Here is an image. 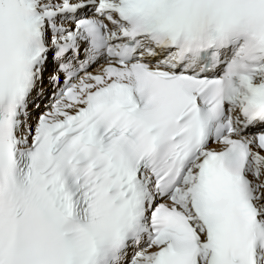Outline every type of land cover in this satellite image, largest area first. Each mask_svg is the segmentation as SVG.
<instances>
[{
    "label": "snow or ice",
    "instance_id": "snow-or-ice-1",
    "mask_svg": "<svg viewBox=\"0 0 264 264\" xmlns=\"http://www.w3.org/2000/svg\"><path fill=\"white\" fill-rule=\"evenodd\" d=\"M0 264H264V0H0Z\"/></svg>",
    "mask_w": 264,
    "mask_h": 264
}]
</instances>
